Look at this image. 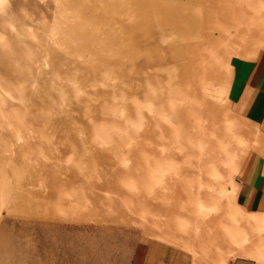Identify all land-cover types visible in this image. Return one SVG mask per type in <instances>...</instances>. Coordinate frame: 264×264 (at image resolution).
<instances>
[{"label": "bare ground", "instance_id": "6f19581e", "mask_svg": "<svg viewBox=\"0 0 264 264\" xmlns=\"http://www.w3.org/2000/svg\"><path fill=\"white\" fill-rule=\"evenodd\" d=\"M164 1L0 0V264L23 218L37 217L34 226L54 234L83 230L88 216L130 221L144 233L156 211L177 205L188 216H177L175 236L185 232L200 253L223 245L244 256L255 247L244 238L234 250L229 242L241 239L212 235L204 216L216 207L212 198L239 191L248 161L262 158L264 144L247 138L229 94L234 60H252L264 47V0L247 1L227 21L202 12L198 26L208 32L200 36L169 14L180 4ZM151 22L157 31L146 35ZM160 159L175 167L157 171L152 188L113 184L139 179ZM74 165L84 181L69 171ZM182 191L190 196L178 203Z\"/></svg>", "mask_w": 264, "mask_h": 264}, {"label": "rangeland", "instance_id": "374dc122", "mask_svg": "<svg viewBox=\"0 0 264 264\" xmlns=\"http://www.w3.org/2000/svg\"><path fill=\"white\" fill-rule=\"evenodd\" d=\"M168 5L180 4L179 10H170L169 14L175 19H179V22L185 23L188 21L189 26L191 27L189 35L200 36V30L206 34L208 30L203 25L200 28L198 26L199 17L202 12L205 13L202 15L203 19H212L222 18L226 21L230 16L232 11V17H235L234 10H237L236 16L242 13V9L247 5V1L251 3L256 2V0H165ZM164 1V2H165ZM202 3L201 6H195V4ZM257 3V2H256ZM218 7V8H217ZM243 7V8H242ZM202 8V9H201ZM261 14V17H264V11ZM194 16V17H193ZM242 20V19H241ZM146 35L153 32L156 33L157 26L154 23L148 24L145 30ZM171 35H176V30L169 31ZM184 35V34H183ZM216 35V34H215ZM123 41H126L125 38ZM264 43V36L262 39ZM133 43L135 41L133 40ZM264 49V47L262 46ZM260 49H258L259 51ZM242 51V50H241ZM238 53L240 51H237ZM196 53V52H195ZM196 56V55H195ZM196 59L198 57H195ZM203 63V61H201ZM205 63V61H204ZM121 64L119 69L124 71H130V65ZM133 71V68H132ZM104 75H106L104 73ZM207 77V76H206ZM205 77V78H206ZM209 80V77H207ZM206 78V79H207ZM181 121V119H180ZM247 122V138L252 141L259 143L258 145L262 146L264 144V136H262L257 130V125L250 122L246 119ZM260 130V129H259ZM261 132V131H260ZM262 133V132H261ZM115 144V143H114ZM116 142V147L114 149L123 150L124 144ZM129 146V145H128ZM133 146H130V150H133ZM264 146V145H263ZM128 149V148H127ZM151 152V151H150ZM150 152H146V158L151 159L153 157ZM262 158L258 159L255 164H252L248 161L246 167L242 171V179L247 182H264V150L261 152ZM161 157V156H160ZM162 158V157H161ZM161 160V159H160ZM104 167L107 164V161H104ZM75 164V163H74ZM169 163L163 162V160L158 161L157 163L150 162L145 165L142 175L139 179L125 178L120 181H114V183L125 184L127 181H132L138 185H150L153 187L155 181V175L157 171H164L167 168H174L175 165H168ZM102 167H94V170H103ZM134 165H132V168ZM178 168H175V171ZM69 171L73 173L75 179L81 177V175L76 170V165L70 166ZM75 171V172H74ZM78 175H77V174ZM222 174L228 175L227 171L222 170ZM82 181H84L82 179ZM179 185L182 186L183 178L182 176L177 177ZM203 181L200 182V185ZM171 185V184H170ZM199 185V184H197ZM114 187V186H112ZM115 188V187H114ZM236 189V188H235ZM233 190V189H232ZM122 192V191H121ZM182 195L177 197L176 201L182 202L186 201L189 198L187 192L182 191ZM238 190L226 193V197H222V201L217 198H212V205L216 206L214 210L206 217L205 220L209 229L214 236H221L226 232L236 234L240 238V243L231 244V247L234 250L239 251L243 249L242 246L245 243L241 244V241L246 240L247 238L252 242L251 245L255 246L248 248L246 250V255L254 257L257 254H264V213L249 212L245 210L238 202ZM166 193L164 198H170L169 188L166 187ZM171 194V193H170ZM160 194H158L159 196ZM214 195V194H213ZM220 203V204H218ZM218 204V206H217ZM226 206V208H224ZM185 207H175L171 212H167L165 215H161L158 211L155 212L153 224H149L148 229L143 233L142 230L135 226V223L130 221L119 220H97L88 216L84 221H81L82 225L85 226L83 230H68L63 229L62 232H57L54 234L50 232V229L35 225L34 222L37 220V217L34 219V222L30 223L23 218L24 221L21 226V231L17 242L6 245L4 248L6 256L4 263L5 264H133V247L135 241L140 236H145L150 239H155L158 241H164L169 245L183 247L188 249L191 254L194 253L197 262L202 264H226V261L231 258L233 260L236 257L231 254H227L228 248L226 246L221 247L219 250L218 247L208 248L207 253H200L198 244H193L190 240V236L183 231H178L179 236H175L177 228V216L182 218L188 216L185 211ZM71 217L68 219L71 221L77 220V215L71 214ZM23 216L26 217V214L23 213ZM46 218H51L47 216ZM105 222V223H104ZM117 222V223H116ZM104 225V226H102ZM214 228V229H213ZM111 229V230H110ZM226 231V232H225ZM207 232V231H206ZM208 232V233H209ZM54 235L57 236V243L60 246L56 249L51 247V241H54ZM62 235L60 239L58 236ZM249 236V237H248ZM263 237V239H262ZM76 238V239H74ZM246 238V239H244ZM244 239V240H243ZM212 243L213 241H209ZM227 244V241L224 240V245ZM226 247V248H225ZM136 248V247H135ZM192 251V252H191ZM195 264V263H193Z\"/></svg>", "mask_w": 264, "mask_h": 264}, {"label": "crops", "instance_id": "0c3cea01", "mask_svg": "<svg viewBox=\"0 0 264 264\" xmlns=\"http://www.w3.org/2000/svg\"><path fill=\"white\" fill-rule=\"evenodd\" d=\"M233 66V77L229 94L230 109L256 124L257 130L264 136V49H260L252 60L235 59ZM255 90L257 91L256 93ZM246 92L247 95L245 94ZM258 92L261 93L259 94ZM251 95L252 98H250ZM252 99L254 102H251ZM255 100L258 101L255 102ZM243 109L246 110L245 113L247 112V114L244 113ZM237 200L249 212L264 213V184L259 182H241ZM169 244L145 236L138 237L133 247V264H202L197 262L192 251L191 254L187 251L188 249ZM231 258L226 261V264H264V254H257L254 257L240 256L233 260Z\"/></svg>", "mask_w": 264, "mask_h": 264}]
</instances>
